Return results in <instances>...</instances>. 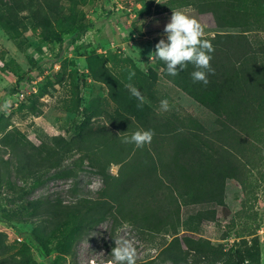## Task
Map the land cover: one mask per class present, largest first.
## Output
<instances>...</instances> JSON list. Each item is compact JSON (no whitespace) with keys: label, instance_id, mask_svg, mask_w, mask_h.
Masks as SVG:
<instances>
[{"label":"rangeland","instance_id":"obj_1","mask_svg":"<svg viewBox=\"0 0 264 264\" xmlns=\"http://www.w3.org/2000/svg\"><path fill=\"white\" fill-rule=\"evenodd\" d=\"M176 9L215 49L207 85L149 59ZM263 95L264 0H0V264H114L121 238L136 264L234 242L264 264ZM138 129L150 144L122 143Z\"/></svg>","mask_w":264,"mask_h":264},{"label":"clouds","instance_id":"obj_2","mask_svg":"<svg viewBox=\"0 0 264 264\" xmlns=\"http://www.w3.org/2000/svg\"><path fill=\"white\" fill-rule=\"evenodd\" d=\"M156 2L159 3V0ZM163 31L166 34V40L161 38L155 44V51L149 55V59L163 61L166 64V72L170 76H177L178 70L192 64L195 69L191 73L193 81L207 85L209 83L208 74H215V69L211 66V53L215 49L211 42L204 37V30L200 22L186 10L176 9L172 10L170 21L165 24ZM134 75L135 72L129 73V81ZM125 87L139 101L138 108H142L148 102L131 83L126 84ZM160 110H169L167 100L160 101ZM153 135L151 130L138 129L132 132L130 136H123L122 143H130L137 148H143L146 144L151 143ZM111 255L114 264H136V248L132 241L127 238L115 240Z\"/></svg>","mask_w":264,"mask_h":264},{"label":"trees","instance_id":"obj_3","mask_svg":"<svg viewBox=\"0 0 264 264\" xmlns=\"http://www.w3.org/2000/svg\"><path fill=\"white\" fill-rule=\"evenodd\" d=\"M217 72H218V70H217ZM219 72H220V74L217 75L216 77H220L222 79L227 78L225 76L224 71H219ZM262 97H263L262 101L264 103V95ZM206 105L214 113H218L220 110H222V113H224V115H225L228 111H230L228 108H226L225 104H223L221 102V100L220 101L214 100V101H211L210 103H207ZM229 113L227 115H229ZM225 119H227V118H225ZM193 139L198 140L197 136H194L192 138V140H190V141H193ZM189 155L191 158L196 159V161L198 163L203 161V158L204 159L210 158V156H211L209 153V148L205 144L199 143V142H194L192 144V146L190 148ZM42 168H44V166H41L37 170H41ZM180 190L183 194L190 195V190H189L188 186L180 187ZM47 201L51 202L52 200L50 199ZM59 203H60V201H59ZM54 214L57 215L58 218L63 217V215H65V218L70 217V211L69 210L60 211L59 213L54 212ZM58 221H60V218ZM36 237H38V236H36ZM38 240H39V238H38ZM203 253H205V252H203ZM204 261H205V264H260L259 244H258V242H256V243H253L250 247L240 248L239 245L234 242L233 244L227 246L226 248H223V247L222 248H214V249L208 250L205 253ZM21 262H22V264H34V263L30 262L29 260H23V259L21 260Z\"/></svg>","mask_w":264,"mask_h":264}]
</instances>
